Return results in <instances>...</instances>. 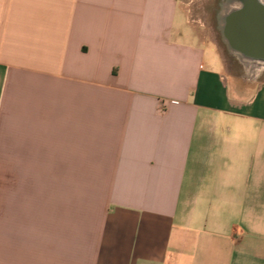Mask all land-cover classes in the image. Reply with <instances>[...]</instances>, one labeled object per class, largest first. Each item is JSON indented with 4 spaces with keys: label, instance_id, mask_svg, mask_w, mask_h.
<instances>
[{
    "label": "crops",
    "instance_id": "1",
    "mask_svg": "<svg viewBox=\"0 0 264 264\" xmlns=\"http://www.w3.org/2000/svg\"><path fill=\"white\" fill-rule=\"evenodd\" d=\"M182 2L0 0V264H264V82Z\"/></svg>",
    "mask_w": 264,
    "mask_h": 264
},
{
    "label": "water",
    "instance_id": "2",
    "mask_svg": "<svg viewBox=\"0 0 264 264\" xmlns=\"http://www.w3.org/2000/svg\"><path fill=\"white\" fill-rule=\"evenodd\" d=\"M238 7L219 21L217 29L229 53L264 64V0H237ZM222 4V3H221Z\"/></svg>",
    "mask_w": 264,
    "mask_h": 264
},
{
    "label": "rangeland",
    "instance_id": "3",
    "mask_svg": "<svg viewBox=\"0 0 264 264\" xmlns=\"http://www.w3.org/2000/svg\"><path fill=\"white\" fill-rule=\"evenodd\" d=\"M223 1L224 0H183L182 6L188 24L195 28L196 32L206 37L217 46L219 55L224 64V70L226 74L233 79V83L242 86L253 84L245 79L246 73L243 66H241L235 56L227 51L217 29L216 17L219 6ZM215 50V47L209 44L207 53L213 58L218 59ZM253 82H255L256 86L264 82V71H262Z\"/></svg>",
    "mask_w": 264,
    "mask_h": 264
},
{
    "label": "bare ground",
    "instance_id": "4",
    "mask_svg": "<svg viewBox=\"0 0 264 264\" xmlns=\"http://www.w3.org/2000/svg\"><path fill=\"white\" fill-rule=\"evenodd\" d=\"M238 4L239 3L237 0H224L221 4V10L218 16L219 21L221 20V17H223L229 11L233 10L234 8H237ZM232 55L235 56L239 61V63L241 64V66H243L246 73L245 79H247L248 81L253 82L257 78V76L262 71H264V64H260V63L252 62L251 60L244 59L239 54L236 53H232Z\"/></svg>",
    "mask_w": 264,
    "mask_h": 264
}]
</instances>
